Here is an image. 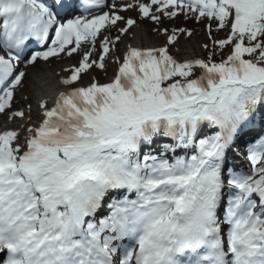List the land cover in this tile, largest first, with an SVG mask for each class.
I'll return each instance as SVG.
<instances>
[{"label": "snow or ice", "instance_id": "snow-or-ice-1", "mask_svg": "<svg viewBox=\"0 0 264 264\" xmlns=\"http://www.w3.org/2000/svg\"><path fill=\"white\" fill-rule=\"evenodd\" d=\"M0 117V264H264V0H0Z\"/></svg>", "mask_w": 264, "mask_h": 264}, {"label": "bare ground", "instance_id": "bare-ground-1", "mask_svg": "<svg viewBox=\"0 0 264 264\" xmlns=\"http://www.w3.org/2000/svg\"><path fill=\"white\" fill-rule=\"evenodd\" d=\"M125 15L136 16L135 12L126 13ZM165 26H169L167 21H165ZM153 25L149 21H144L139 28H134L132 35L128 38L127 42L135 45L141 46H151L158 43H161L163 37L157 36L153 31ZM182 40V39H181ZM178 44V56L179 58H184L192 55H201L199 53L200 47L199 44L203 43L201 38L196 37L190 40L181 41ZM72 61L64 60L53 63V71L49 72L43 67L37 69H29V90L34 99L41 96L51 97L55 92L61 90L59 85L58 78L55 76V71H58L59 68L66 66ZM63 74V73H61ZM101 80L106 79L103 74H99ZM108 75H111L110 69ZM88 78L85 77L83 82H87ZM236 163L242 165L240 157L237 158Z\"/></svg>", "mask_w": 264, "mask_h": 264}, {"label": "rangeland", "instance_id": "rangeland-1", "mask_svg": "<svg viewBox=\"0 0 264 264\" xmlns=\"http://www.w3.org/2000/svg\"><path fill=\"white\" fill-rule=\"evenodd\" d=\"M167 23H168V25H169V22L167 21ZM175 24L176 25H179V26H184V24L182 23V18L181 19H178V20H176L175 21ZM170 26V25H169ZM188 27H192V28H194L195 29V34H194V36L192 37V38H196V37H200L201 38V40L203 41V42H205L206 41V37H205V34H204V32L203 31H201V29H202V25H194V24H191V23H189L188 25H187ZM221 35H223V34H221ZM191 38V39H192ZM182 39V40H181ZM181 41H184L185 39L183 38V37H181ZM199 53L201 54L202 53V50L200 49L199 50ZM110 68H111V73H112V66H110ZM4 117H0V121H2V119H3Z\"/></svg>", "mask_w": 264, "mask_h": 264}]
</instances>
